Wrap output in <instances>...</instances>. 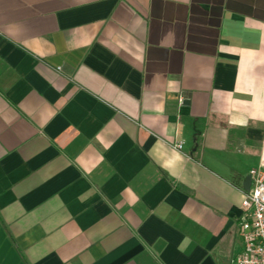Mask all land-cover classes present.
Listing matches in <instances>:
<instances>
[{
	"label": "crops",
	"instance_id": "crops-1",
	"mask_svg": "<svg viewBox=\"0 0 264 264\" xmlns=\"http://www.w3.org/2000/svg\"><path fill=\"white\" fill-rule=\"evenodd\" d=\"M262 165L264 0H0V264H229Z\"/></svg>",
	"mask_w": 264,
	"mask_h": 264
},
{
	"label": "built area",
	"instance_id": "built-area-1",
	"mask_svg": "<svg viewBox=\"0 0 264 264\" xmlns=\"http://www.w3.org/2000/svg\"><path fill=\"white\" fill-rule=\"evenodd\" d=\"M175 148L180 150L181 145ZM250 178L237 218L240 248L229 264H264V165L252 170Z\"/></svg>",
	"mask_w": 264,
	"mask_h": 264
},
{
	"label": "water",
	"instance_id": "water-1",
	"mask_svg": "<svg viewBox=\"0 0 264 264\" xmlns=\"http://www.w3.org/2000/svg\"><path fill=\"white\" fill-rule=\"evenodd\" d=\"M185 99H189V96H186ZM250 185H251V178L250 176H248L246 179H245V182L243 184V189L244 191H248L249 188H250Z\"/></svg>",
	"mask_w": 264,
	"mask_h": 264
}]
</instances>
